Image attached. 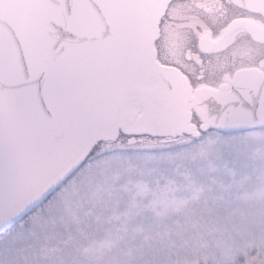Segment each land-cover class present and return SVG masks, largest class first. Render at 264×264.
Returning <instances> with one entry per match:
<instances>
[{
	"label": "snow or ice",
	"instance_id": "6c2138e0",
	"mask_svg": "<svg viewBox=\"0 0 264 264\" xmlns=\"http://www.w3.org/2000/svg\"><path fill=\"white\" fill-rule=\"evenodd\" d=\"M19 2L0 264H264V0Z\"/></svg>",
	"mask_w": 264,
	"mask_h": 264
},
{
	"label": "water",
	"instance_id": "95a60500",
	"mask_svg": "<svg viewBox=\"0 0 264 264\" xmlns=\"http://www.w3.org/2000/svg\"><path fill=\"white\" fill-rule=\"evenodd\" d=\"M24 14V8L19 0H0V19L19 18Z\"/></svg>",
	"mask_w": 264,
	"mask_h": 264
},
{
	"label": "rangeland",
	"instance_id": "374dc122",
	"mask_svg": "<svg viewBox=\"0 0 264 264\" xmlns=\"http://www.w3.org/2000/svg\"><path fill=\"white\" fill-rule=\"evenodd\" d=\"M247 151H249L250 154L256 155L257 156V164H259V153L261 151H264V144H261L257 141H252L248 146H247Z\"/></svg>",
	"mask_w": 264,
	"mask_h": 264
}]
</instances>
